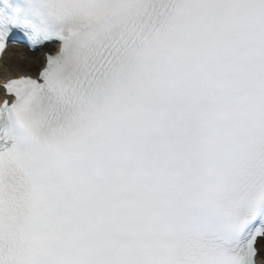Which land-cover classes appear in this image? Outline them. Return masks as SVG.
<instances>
[{
    "label": "snow or ice",
    "instance_id": "snow-or-ice-1",
    "mask_svg": "<svg viewBox=\"0 0 264 264\" xmlns=\"http://www.w3.org/2000/svg\"><path fill=\"white\" fill-rule=\"evenodd\" d=\"M9 45L0 264L264 258V0H0Z\"/></svg>",
    "mask_w": 264,
    "mask_h": 264
},
{
    "label": "bare ground",
    "instance_id": "bare-ground-1",
    "mask_svg": "<svg viewBox=\"0 0 264 264\" xmlns=\"http://www.w3.org/2000/svg\"><path fill=\"white\" fill-rule=\"evenodd\" d=\"M33 57V54H28L26 51L17 47H10L0 60V79H4L5 75L15 76L21 72H29L28 62ZM258 264H262L264 258L257 257Z\"/></svg>",
    "mask_w": 264,
    "mask_h": 264
}]
</instances>
